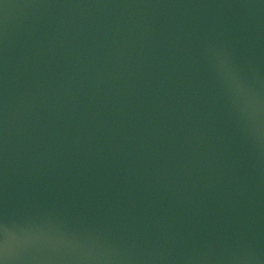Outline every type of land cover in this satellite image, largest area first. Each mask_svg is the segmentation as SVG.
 Returning a JSON list of instances; mask_svg holds the SVG:
<instances>
[{
	"label": "water",
	"instance_id": "obj_1",
	"mask_svg": "<svg viewBox=\"0 0 264 264\" xmlns=\"http://www.w3.org/2000/svg\"><path fill=\"white\" fill-rule=\"evenodd\" d=\"M0 264H264V0H0Z\"/></svg>",
	"mask_w": 264,
	"mask_h": 264
}]
</instances>
